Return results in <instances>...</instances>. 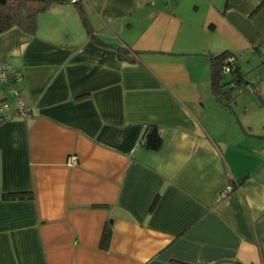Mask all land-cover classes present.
Returning <instances> with one entry per match:
<instances>
[{"label": "crops", "instance_id": "obj_1", "mask_svg": "<svg viewBox=\"0 0 264 264\" xmlns=\"http://www.w3.org/2000/svg\"><path fill=\"white\" fill-rule=\"evenodd\" d=\"M84 8L90 32L68 2L0 34L20 73L0 104L13 88L31 109L0 122V264H264V0ZM224 51L253 83L229 105L210 78Z\"/></svg>", "mask_w": 264, "mask_h": 264}, {"label": "trees", "instance_id": "obj_2", "mask_svg": "<svg viewBox=\"0 0 264 264\" xmlns=\"http://www.w3.org/2000/svg\"><path fill=\"white\" fill-rule=\"evenodd\" d=\"M71 2L79 18L87 31L90 32L91 26L84 8V0H0V34L12 28H18L25 34L32 36L37 29V16L46 11L53 5ZM119 57L134 61V57L125 48L118 49ZM135 54L138 52H134ZM210 78L213 94L224 105H229L228 96L235 97L242 93H249L253 89V83L244 78V72L240 70L239 59L236 54L228 51L210 56ZM264 63V62H262ZM229 68L227 72L224 69ZM14 82H9V85ZM249 86V88H247ZM237 93L232 95L233 93ZM31 109L29 108V115ZM26 116V117H28ZM142 145L149 150H159L162 145L161 135L156 127L145 130L141 141ZM7 197L31 198L30 193L16 192L7 194ZM105 226L102 245L108 243L111 228Z\"/></svg>", "mask_w": 264, "mask_h": 264}, {"label": "built area", "instance_id": "obj_3", "mask_svg": "<svg viewBox=\"0 0 264 264\" xmlns=\"http://www.w3.org/2000/svg\"><path fill=\"white\" fill-rule=\"evenodd\" d=\"M72 2L74 0H71ZM229 70V68L224 69V72H227ZM20 77V73L19 72H9L7 64L2 61L0 62V84L2 83H9L13 80H17ZM247 88H249V86H247ZM12 92L15 93V95L17 96V107L13 112H8L9 111V106L8 104H6L5 102H3L2 104H0V122L4 121L5 119H7L12 115H18V116H22V117H26L29 115V107L27 105L24 104V102L21 99H18V92H16L15 89H11ZM9 115H8V114ZM76 161V156L71 155L69 157V163H75ZM227 191V190H226Z\"/></svg>", "mask_w": 264, "mask_h": 264}, {"label": "rangeland", "instance_id": "obj_4", "mask_svg": "<svg viewBox=\"0 0 264 264\" xmlns=\"http://www.w3.org/2000/svg\"><path fill=\"white\" fill-rule=\"evenodd\" d=\"M243 65V64H242ZM244 98H247V97H241V102L243 103V101H244ZM247 102H249V100H246Z\"/></svg>", "mask_w": 264, "mask_h": 264}]
</instances>
